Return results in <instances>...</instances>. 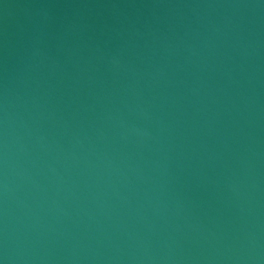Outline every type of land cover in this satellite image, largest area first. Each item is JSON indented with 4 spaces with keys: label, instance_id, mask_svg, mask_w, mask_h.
<instances>
[{
    "label": "water",
    "instance_id": "water-1",
    "mask_svg": "<svg viewBox=\"0 0 264 264\" xmlns=\"http://www.w3.org/2000/svg\"><path fill=\"white\" fill-rule=\"evenodd\" d=\"M0 264H264V0H0Z\"/></svg>",
    "mask_w": 264,
    "mask_h": 264
}]
</instances>
